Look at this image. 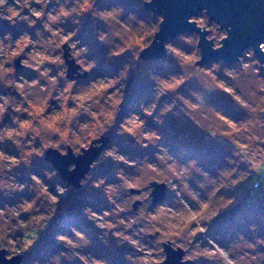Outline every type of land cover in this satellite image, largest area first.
Instances as JSON below:
<instances>
[{
	"label": "rangeland",
	"instance_id": "obj_1",
	"mask_svg": "<svg viewBox=\"0 0 264 264\" xmlns=\"http://www.w3.org/2000/svg\"><path fill=\"white\" fill-rule=\"evenodd\" d=\"M146 1L30 0L37 10L55 15L62 8L68 15L32 27L0 19V37L11 33L19 41L27 33L31 41L40 29V38L60 44L56 54L63 53L64 60L67 51L84 49L77 59L94 70L80 76L71 72L81 89L75 95L81 103H99L80 120L89 140L110 139L98 156L106 162L91 168L81 187L68 184L60 173L45 183L44 169L53 164L34 158L36 145H25L27 136L21 135L28 129L18 128L9 116L0 119V242L7 227L8 243L22 256L21 264H161L167 241L184 248L185 259L194 264H264V62L251 47L236 62L199 65L195 31L168 39L160 57L142 58L163 19L144 10ZM9 6L28 14L19 12L15 0ZM193 19L199 26L204 21L208 38L221 46L225 28L206 11ZM72 43L75 49L69 48ZM4 47L0 43V65L31 80L36 70L21 62L16 68L15 58H25L35 50L33 44L21 51L17 43L10 57ZM6 91L0 87V93ZM75 107L73 101V114ZM37 112L43 113L39 105L23 112L22 119ZM64 118L49 110L53 127ZM117 149L125 160L136 158L126 167L136 170L139 182L166 183L162 201L131 209L121 202L115 172L124 161L107 159L108 150ZM57 183L67 189L62 196L49 187ZM130 191L138 195L141 189ZM140 213L152 218L142 222L144 231L127 228ZM0 250L9 258L8 249Z\"/></svg>",
	"mask_w": 264,
	"mask_h": 264
},
{
	"label": "clouds",
	"instance_id": "obj_2",
	"mask_svg": "<svg viewBox=\"0 0 264 264\" xmlns=\"http://www.w3.org/2000/svg\"><path fill=\"white\" fill-rule=\"evenodd\" d=\"M11 3L12 0H0V19L8 21L12 25L23 20L29 27L35 24L47 26L51 21H56L61 16L68 15L62 8L55 15H50L44 9L37 10L33 3H30V0H15V4L19 5V12H24L25 9L28 10L27 15L21 16L15 7L9 6ZM40 16H44L45 20L37 21L32 19V17ZM200 27H205L204 21H200ZM39 33L40 29H37V38L31 41L27 33L19 41L12 39L11 33L4 34L0 37V43L4 44V52L8 57L14 55L9 49L15 47L17 43H19V50L22 51L24 46L31 42L35 50L25 53V58L21 59L20 62L25 68L36 70L35 75L29 80L22 73L17 72L14 67L0 65V87L7 89L5 93H0V119L9 116L14 119L18 128L28 129L27 133L22 131L21 135L27 136V139L24 140L25 145L29 143L36 145L32 149L34 158L43 159L49 150H54L61 157L71 155L73 158L79 159L91 150L93 144L85 135L87 129L84 127V124L86 122L80 120V115H87L91 111H96V104L99 101L84 104L77 100L75 94L81 91L79 81L72 82V75H70V69L63 59V53L56 54V49L60 47V44L53 42L55 38L53 40L40 38ZM44 35L47 36V33ZM37 45L39 47H36ZM214 46L220 47V45H216L215 43ZM69 48L75 49L76 44H70ZM83 51L84 49H81L80 52H69L72 60L81 65L77 71L85 72L86 70H94L93 64L88 63L85 65V61L82 58L77 59V57H82ZM245 55H251V53H245ZM192 59H196V56L194 55ZM47 61H51V63H47ZM261 70L264 71V69ZM252 71H255V69H252ZM18 81L21 83H17ZM115 83H117V86H120V82ZM14 93H19V96ZM73 101L76 103L75 114L69 110L72 107ZM36 105H39L43 109V113L37 112L30 120H23L21 114L29 111ZM49 110L51 112L59 111V113L65 116L55 127L48 122ZM89 119H91L90 115ZM107 159H112L117 164L120 161H124V164L117 168L115 172L118 178V191L121 196V202L129 209L133 206L146 208L147 205L151 204L154 193L149 182L147 180H144L142 183L139 182L136 176L133 175V172L136 170L134 169L133 172H130L126 167L129 161L136 158L128 156V159L125 160V156L121 155L117 149L116 151L108 150ZM104 162L106 160L97 158V160L90 162L89 168H95L99 166V163ZM140 163L139 160L136 161L137 169ZM76 169V163H70L67 168L69 172H74ZM44 173L46 177L45 183H47L48 180H53L59 175V169L54 166L47 167L44 169ZM139 175H142V173ZM100 183L103 184L102 179ZM137 186L141 189L138 195L130 191L131 188ZM49 187L61 196L67 191L66 187L61 186L59 183L50 185ZM137 200L143 201V204L136 205L135 202ZM148 219L152 218L140 213L139 215H135V219H129L126 227H135L139 228L140 231H144L141 225L144 220ZM8 231L6 227L4 230V239L0 242V248L9 250L7 255L9 257V264H11V257L15 256L16 253L13 245L8 243ZM20 243V241H17V245ZM4 256L5 253L0 251V264H4ZM33 264H39V261H33Z\"/></svg>",
	"mask_w": 264,
	"mask_h": 264
},
{
	"label": "water",
	"instance_id": "obj_3",
	"mask_svg": "<svg viewBox=\"0 0 264 264\" xmlns=\"http://www.w3.org/2000/svg\"><path fill=\"white\" fill-rule=\"evenodd\" d=\"M146 9L162 15L163 19L153 41L144 49V57H152L161 54L165 48V42L181 33L195 31L199 35L198 45L201 50L202 60L199 65L206 61L221 60L226 63L238 61L244 52L253 48L256 56L264 62V0H150L144 4ZM206 11L209 18L227 30V35L220 41V47H215L213 40L208 38L209 30L202 29L194 17ZM157 15V14H155ZM193 19V20H191ZM64 49L69 50L67 46ZM66 47V48H65ZM67 59L70 74L80 67L74 65V60L69 59V51L64 53ZM141 56V55H140ZM21 58H15V66L19 67ZM88 73L82 74L87 77ZM264 120V116H263ZM109 137L102 136L94 139L91 150L79 159L71 155L59 156L54 150H49L46 160L59 169L60 176L68 184L76 188L82 186V180L90 171L89 164L95 161L109 143ZM70 163H76L74 172L67 170ZM154 193L153 203L162 201L167 194L165 182L153 181L151 183ZM136 205L141 201L137 200ZM134 208H137L133 206ZM166 259L161 264H189L191 259H184L185 249L175 247L170 241L163 243ZM5 253L4 264H9V258ZM22 256L11 257V264H21Z\"/></svg>",
	"mask_w": 264,
	"mask_h": 264
},
{
	"label": "flooded vegetation",
	"instance_id": "obj_4",
	"mask_svg": "<svg viewBox=\"0 0 264 264\" xmlns=\"http://www.w3.org/2000/svg\"><path fill=\"white\" fill-rule=\"evenodd\" d=\"M143 8H144L145 11H148V12L151 11V10H149V9H146L145 6H143ZM152 13L157 14V15L159 14V13H155V12H153V11H152ZM65 48H66V47H65ZM70 51H71V50H69V52H70ZM143 51H144V49H142L141 52H140V55H141L142 58H144V56H143ZM158 56H159V55L154 56V57H158ZM64 58H65V57H64ZM68 58H69V59H72V58L70 57V55H69ZM145 58H146V57H145ZM65 60L67 61L66 58H65ZM75 63H76V62H75ZM76 65H77V64H76ZM78 68H80V67H78ZM78 68H77V69H78ZM77 69H76V75H77V76H80V75H78V74H79V73L81 74L82 72L77 71ZM81 76H82V75H81ZM81 78H82V77L78 78V80L81 79ZM90 170H91V169H90ZM170 242H171V244L173 245V242H172V241H170ZM173 246H174V245H173ZM177 247H178V246H177ZM185 255H186V252H185ZM184 259H185V256H184ZM192 263L194 264L195 262L192 261V262L189 263V264H192Z\"/></svg>",
	"mask_w": 264,
	"mask_h": 264
},
{
	"label": "trees",
	"instance_id": "obj_5",
	"mask_svg": "<svg viewBox=\"0 0 264 264\" xmlns=\"http://www.w3.org/2000/svg\"><path fill=\"white\" fill-rule=\"evenodd\" d=\"M163 52H164V49L161 51V54L159 55V57L163 54Z\"/></svg>",
	"mask_w": 264,
	"mask_h": 264
}]
</instances>
